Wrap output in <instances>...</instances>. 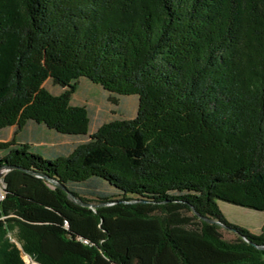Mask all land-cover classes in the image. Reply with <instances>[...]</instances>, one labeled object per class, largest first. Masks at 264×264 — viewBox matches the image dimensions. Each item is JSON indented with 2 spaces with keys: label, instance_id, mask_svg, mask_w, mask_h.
I'll use <instances>...</instances> for the list:
<instances>
[{
  "label": "trees",
  "instance_id": "1",
  "mask_svg": "<svg viewBox=\"0 0 264 264\" xmlns=\"http://www.w3.org/2000/svg\"><path fill=\"white\" fill-rule=\"evenodd\" d=\"M80 78L135 115L91 131ZM29 122L81 141L41 154L16 142ZM11 126L0 264H264V223L219 207L264 211V0H0Z\"/></svg>",
  "mask_w": 264,
  "mask_h": 264
},
{
  "label": "rangeland",
  "instance_id": "2",
  "mask_svg": "<svg viewBox=\"0 0 264 264\" xmlns=\"http://www.w3.org/2000/svg\"><path fill=\"white\" fill-rule=\"evenodd\" d=\"M44 86L52 92H58L60 88L53 85L50 81H45ZM72 103L79 106H84L89 111L90 129L91 131L96 129L103 123L115 120L126 119L133 117L137 107V97L127 96L119 97L110 94L103 90L99 85L92 83L86 78H80L78 80L77 89L72 95ZM23 132H20L19 136L32 135V129L34 127L27 124ZM8 129L0 132V139H5L8 136ZM25 132V135H24ZM35 140L31 144L40 148L39 153H42L44 146H55L61 149H70L81 139L77 137H71L63 134H57L53 131H46L45 128H39V132L35 135ZM27 142V141H26ZM3 180H0V190L3 188ZM219 207L225 216V218L241 227H244L252 233H259L261 226L264 223V211L253 210L246 207L236 206L226 202H219ZM224 238L231 239L233 234L222 229ZM8 236L11 242L15 243L17 247L20 244L17 240V228H14ZM22 260L25 263L37 264L31 261L30 257L26 254H22Z\"/></svg>",
  "mask_w": 264,
  "mask_h": 264
},
{
  "label": "crops",
  "instance_id": "3",
  "mask_svg": "<svg viewBox=\"0 0 264 264\" xmlns=\"http://www.w3.org/2000/svg\"><path fill=\"white\" fill-rule=\"evenodd\" d=\"M27 124H29L31 127L33 126L34 127V129H32V135H29V136H26L25 135V132H24V135L25 136H19L18 134L20 133V132H23L24 131V129L23 130H21L18 134H17V136H16V142L17 143H28V144H31L32 143V141H34L36 138H35V135L39 132V128H45L44 126H42V125H37V124H34V123H31V122H29V123H27ZM26 124V125H27ZM5 129H8L9 131H8V136L5 138V139H0V141H8L10 138H11V136H12V133H13V131L15 130V127L14 126H11V127H8V128H5ZM5 129H2V130H0V132L1 131H3V130H5ZM45 130L47 131H52V130H49V129H47V128H45ZM54 132V131H53ZM56 133V132H55ZM58 134V133H57ZM27 141V142H26ZM32 146H33V144H31ZM43 147H46V148H52V149H54L56 152H67V151H69L70 149H61V148H57V147H55V146H53V145H51V146H44V145H42ZM34 147H36V146H34Z\"/></svg>",
  "mask_w": 264,
  "mask_h": 264
},
{
  "label": "water",
  "instance_id": "4",
  "mask_svg": "<svg viewBox=\"0 0 264 264\" xmlns=\"http://www.w3.org/2000/svg\"><path fill=\"white\" fill-rule=\"evenodd\" d=\"M11 168H13V167H12V166H7V165H3V166L0 167V180H3V175H4L8 170H10ZM40 176H41V175H40ZM58 186L65 190V188H64L63 186H61V185H58ZM68 196H69V198H70L72 201H74V202H76V203H78V204H82L79 200H77L76 198H74V196H73L71 193H68Z\"/></svg>",
  "mask_w": 264,
  "mask_h": 264
},
{
  "label": "built area",
  "instance_id": "5",
  "mask_svg": "<svg viewBox=\"0 0 264 264\" xmlns=\"http://www.w3.org/2000/svg\"><path fill=\"white\" fill-rule=\"evenodd\" d=\"M0 196H3V188L0 190Z\"/></svg>",
  "mask_w": 264,
  "mask_h": 264
},
{
  "label": "bare ground",
  "instance_id": "6",
  "mask_svg": "<svg viewBox=\"0 0 264 264\" xmlns=\"http://www.w3.org/2000/svg\"><path fill=\"white\" fill-rule=\"evenodd\" d=\"M0 198H2V196H0Z\"/></svg>",
  "mask_w": 264,
  "mask_h": 264
}]
</instances>
